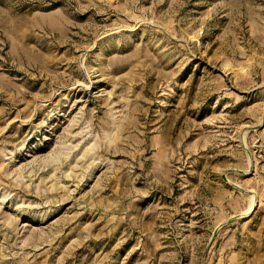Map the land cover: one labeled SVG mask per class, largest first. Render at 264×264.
I'll use <instances>...</instances> for the list:
<instances>
[{
	"label": "rangeland",
	"instance_id": "1",
	"mask_svg": "<svg viewBox=\"0 0 264 264\" xmlns=\"http://www.w3.org/2000/svg\"><path fill=\"white\" fill-rule=\"evenodd\" d=\"M0 264H264V0H0Z\"/></svg>",
	"mask_w": 264,
	"mask_h": 264
}]
</instances>
